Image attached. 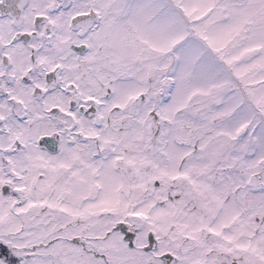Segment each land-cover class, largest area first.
Masks as SVG:
<instances>
[{
	"label": "snow or ice",
	"instance_id": "snow-or-ice-1",
	"mask_svg": "<svg viewBox=\"0 0 264 264\" xmlns=\"http://www.w3.org/2000/svg\"><path fill=\"white\" fill-rule=\"evenodd\" d=\"M0 264H264V0H0Z\"/></svg>",
	"mask_w": 264,
	"mask_h": 264
}]
</instances>
